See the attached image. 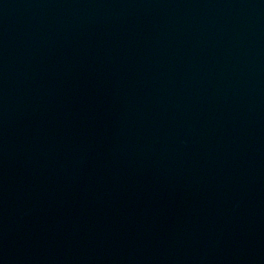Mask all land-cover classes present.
<instances>
[{"label": "water", "instance_id": "water-1", "mask_svg": "<svg viewBox=\"0 0 264 264\" xmlns=\"http://www.w3.org/2000/svg\"><path fill=\"white\" fill-rule=\"evenodd\" d=\"M0 264H264V0H0Z\"/></svg>", "mask_w": 264, "mask_h": 264}]
</instances>
